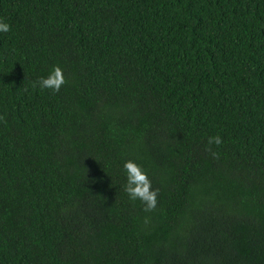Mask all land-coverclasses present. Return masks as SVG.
Wrapping results in <instances>:
<instances>
[{
    "label": "trees",
    "instance_id": "trees-1",
    "mask_svg": "<svg viewBox=\"0 0 264 264\" xmlns=\"http://www.w3.org/2000/svg\"><path fill=\"white\" fill-rule=\"evenodd\" d=\"M0 21V264H264V0H0ZM54 66L59 92L36 84Z\"/></svg>",
    "mask_w": 264,
    "mask_h": 264
},
{
    "label": "clouds",
    "instance_id": "clouds-1",
    "mask_svg": "<svg viewBox=\"0 0 264 264\" xmlns=\"http://www.w3.org/2000/svg\"><path fill=\"white\" fill-rule=\"evenodd\" d=\"M10 31V25L0 21V32L7 33ZM63 70L59 66H54L46 78H40L36 84L41 89H51L53 92H59L61 87L66 83ZM34 86H36L34 84ZM3 119V117H0ZM222 139L219 135L209 137L208 145H220ZM210 151L209 149H206ZM214 158H218V153L212 152ZM127 182L124 191L128 194L130 200L139 199L144 204V211L150 212L155 210L157 205V196L159 189H153L151 180L143 168L132 160L124 163Z\"/></svg>",
    "mask_w": 264,
    "mask_h": 264
}]
</instances>
